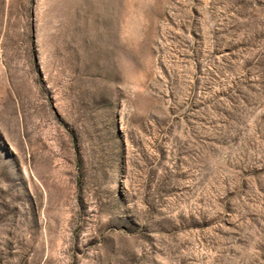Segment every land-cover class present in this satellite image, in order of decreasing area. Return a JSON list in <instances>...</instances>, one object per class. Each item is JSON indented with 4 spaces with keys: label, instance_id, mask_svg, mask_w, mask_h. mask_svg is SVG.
I'll return each mask as SVG.
<instances>
[{
    "label": "rangeland",
    "instance_id": "rangeland-1",
    "mask_svg": "<svg viewBox=\"0 0 264 264\" xmlns=\"http://www.w3.org/2000/svg\"><path fill=\"white\" fill-rule=\"evenodd\" d=\"M0 264H264V0H0Z\"/></svg>",
    "mask_w": 264,
    "mask_h": 264
}]
</instances>
